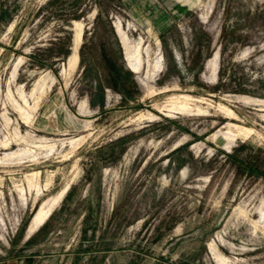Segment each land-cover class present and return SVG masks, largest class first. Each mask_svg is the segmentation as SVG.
Returning a JSON list of instances; mask_svg holds the SVG:
<instances>
[{
	"label": "rangeland",
	"instance_id": "obj_1",
	"mask_svg": "<svg viewBox=\"0 0 264 264\" xmlns=\"http://www.w3.org/2000/svg\"><path fill=\"white\" fill-rule=\"evenodd\" d=\"M118 21L158 73L131 71ZM14 258L264 264V0H0V264Z\"/></svg>",
	"mask_w": 264,
	"mask_h": 264
},
{
	"label": "bare ground",
	"instance_id": "obj_2",
	"mask_svg": "<svg viewBox=\"0 0 264 264\" xmlns=\"http://www.w3.org/2000/svg\"><path fill=\"white\" fill-rule=\"evenodd\" d=\"M189 4H191V3H189ZM116 30L122 36V42H123L124 48H125V60L127 61L128 67L131 69V71H133L134 73H139L141 70H144L146 73L145 76L150 77L151 75L158 73L162 69V65H163L162 64V56L160 54L157 57L154 56L155 58L150 60V58H149L150 52H151L149 50L150 47L147 48V45H146L144 52L141 50V47H140L141 43H138L137 46L134 48L129 47L128 46L129 44L127 43L128 41L126 42L125 32L121 28L119 21L116 23ZM80 39H81V28H79L75 34L74 48H73L74 53H73L71 62H75L77 60L76 51H77ZM155 40H157V39H155ZM144 56L148 57L149 60L146 59L144 61L143 60ZM216 63H217V53L214 54V56L212 57V59L210 61V68L212 70L215 68ZM170 103H171L170 109L175 110V111L180 112V113H183V114H193V113L194 114L195 113L201 114L204 112L203 109H205V108H202L201 106H197L196 104L191 105L189 102H187L185 100L174 99ZM238 133L240 134V132H238ZM218 135L221 136L225 140L224 144L226 147H228L231 144V142H233L235 140V136H236L234 133L232 134L231 132H221ZM49 212H50L49 208L45 209L44 207H41L33 216L31 228H35V227L41 225V223H43L44 219L46 218V216L48 215ZM214 254H215V258L218 261H220L222 263L226 262V259L224 257L219 255L218 253H214Z\"/></svg>",
	"mask_w": 264,
	"mask_h": 264
},
{
	"label": "crops",
	"instance_id": "obj_3",
	"mask_svg": "<svg viewBox=\"0 0 264 264\" xmlns=\"http://www.w3.org/2000/svg\"><path fill=\"white\" fill-rule=\"evenodd\" d=\"M27 261L26 262H28V263H32L33 262V260H34V257H27V259H26ZM20 264L19 263V259H16L15 260V258H14V260H12V261H9V264Z\"/></svg>",
	"mask_w": 264,
	"mask_h": 264
},
{
	"label": "trees",
	"instance_id": "obj_4",
	"mask_svg": "<svg viewBox=\"0 0 264 264\" xmlns=\"http://www.w3.org/2000/svg\"><path fill=\"white\" fill-rule=\"evenodd\" d=\"M230 156V155H229Z\"/></svg>",
	"mask_w": 264,
	"mask_h": 264
}]
</instances>
